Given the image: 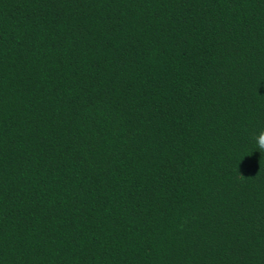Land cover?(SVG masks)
Masks as SVG:
<instances>
[{
    "label": "trees",
    "instance_id": "1",
    "mask_svg": "<svg viewBox=\"0 0 264 264\" xmlns=\"http://www.w3.org/2000/svg\"><path fill=\"white\" fill-rule=\"evenodd\" d=\"M264 0H0V264H264Z\"/></svg>",
    "mask_w": 264,
    "mask_h": 264
},
{
    "label": "clouds",
    "instance_id": "2",
    "mask_svg": "<svg viewBox=\"0 0 264 264\" xmlns=\"http://www.w3.org/2000/svg\"><path fill=\"white\" fill-rule=\"evenodd\" d=\"M253 141L256 146V152L264 154V129H261L258 134L253 136Z\"/></svg>",
    "mask_w": 264,
    "mask_h": 264
}]
</instances>
